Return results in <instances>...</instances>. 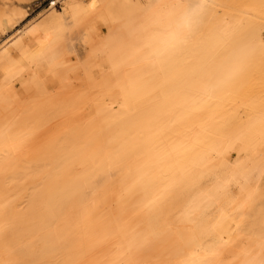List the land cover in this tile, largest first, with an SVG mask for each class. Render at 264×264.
<instances>
[{"label":"bare ground","instance_id":"obj_1","mask_svg":"<svg viewBox=\"0 0 264 264\" xmlns=\"http://www.w3.org/2000/svg\"><path fill=\"white\" fill-rule=\"evenodd\" d=\"M59 2V7L53 4L59 10L51 5L40 11L27 29L0 47V264L16 263L10 255L13 223L33 214L32 207L20 210L13 203L16 186L7 184L8 179L23 167L22 180L28 176L29 183L42 180V164L56 160L59 144L61 155L75 147L90 150L100 110L113 114L115 121L124 119L129 130L120 158L126 150L137 151L129 170L131 187L142 185L140 196H134V203L141 204L122 212L125 241L149 244L155 251L202 247L209 251V260L196 264H221L226 247L237 242L248 225L245 213L257 209L256 193L251 186L205 187L204 182L215 171L228 173L245 157L262 137L264 124L261 119L249 120L195 154L196 124L206 119L213 127L224 112L240 108L253 95V55L246 28L256 17H264V3L248 2L233 11L228 0ZM19 14L1 12L0 33L16 23ZM121 24L138 26L133 41L117 34ZM72 30L86 36L90 63L97 54H108L119 64L120 74L110 78L101 97L83 87L79 93L76 73L59 87L33 82L43 67L53 72L70 65ZM129 71L139 72L127 76L137 79L121 84L117 77ZM128 83L132 90L120 96L121 86ZM87 103L93 106V118L82 123L78 112ZM180 120L172 135L154 138ZM163 170L173 173L172 178L165 179ZM61 187L58 197L67 199L72 186ZM86 212L96 213V208L90 206ZM97 219L101 227L114 226L110 213ZM257 224L258 233L264 234V208ZM237 258L235 264H264V241L247 239Z\"/></svg>","mask_w":264,"mask_h":264},{"label":"rangeland","instance_id":"obj_2","mask_svg":"<svg viewBox=\"0 0 264 264\" xmlns=\"http://www.w3.org/2000/svg\"><path fill=\"white\" fill-rule=\"evenodd\" d=\"M228 1L231 7L228 8L233 11L248 2L264 3V0ZM50 8H48V2L44 0H0V13L5 10L20 13L16 16L17 22L7 26L5 33H0V47L5 41L10 44L16 36L14 33L27 29L28 24L38 18L40 11ZM55 9L59 10V8ZM118 27L117 34L121 35L126 42L136 38L138 26L134 28L133 25L129 27L121 24ZM246 30L249 32L248 35L250 34L249 46L252 47L250 50L253 55L251 83L254 93L250 100L240 108L224 112L213 127L207 123L206 119L196 124L199 134L196 138L195 154L207 150L222 136L238 130L249 120L261 119L264 124V17L253 19L252 24L247 25ZM103 36L105 37L104 30L100 33L101 40ZM85 37L82 30L69 32L70 65L65 66L66 69L57 68L53 72L43 67L37 71V78L33 82L53 84L59 87L63 80L70 82L76 73L79 93L85 90L86 93L101 97V90L112 80L110 78L120 74V67L115 57L108 54H97L94 57V64L90 63L89 48ZM98 44L99 41L96 42V45ZM65 70L69 75L64 79ZM135 74L138 75L139 72L129 71L123 77L121 75L117 78L121 84L125 81L133 82L137 79V77L132 78ZM130 75H132L131 78H129ZM131 87V83L122 85L119 95L124 96L127 91L132 90ZM17 88H21L20 84ZM90 105L92 104L87 103L78 112L79 115L82 114L80 116L82 123L93 118V106ZM112 117L113 114H107L103 110L98 112V127L91 134V141L95 140V142H91L90 145L93 146L90 150L75 147L69 150L67 155H61L62 145H57L59 158L47 159L42 164L43 181L29 183L30 176L27 180H22L19 176L23 173V167L17 170L18 176L8 179L7 184L16 186L11 197L13 203L17 204L20 210L32 207L33 212L29 218L13 223L10 235L13 238L12 252H10L12 254L10 255L16 258L15 264H123L124 262L130 264H196L200 260H209V251L202 247L194 250L176 246L177 250L175 247H170L164 251H155L149 244H139L131 239L125 241L124 231L121 230L123 227L122 212L125 208L132 209L140 206L141 203L138 201L134 203V196H140L142 185L139 183L131 187L129 164L135 161L137 151L126 150L127 153L120 158V155L125 152L126 143L123 138L126 141L125 137L129 130L124 125V119L121 121L116 118L117 121H115ZM182 120L173 123L163 132H158L154 138L160 140L172 135L174 129L181 125ZM62 137L64 138L65 134ZM98 159L101 161L100 164H97ZM228 170V173L213 172L205 180L204 186L217 187L225 183L235 184L236 189L251 186L255 190L258 205L254 211L245 213L248 225L242 231L239 240L226 247V260L224 259L221 264H235L239 248L245 244L247 239L258 243L264 241V234L258 233L257 224L259 211L264 208V131L260 140H256L252 149L246 152L245 157L240 158ZM162 176L165 179H171L173 173L163 170ZM68 183L72 188L66 191L65 198L67 199L58 197L57 188L61 190V184L67 185ZM90 206L96 208V213H85ZM108 213L112 215L114 226L101 227L97 218Z\"/></svg>","mask_w":264,"mask_h":264},{"label":"built area","instance_id":"obj_3","mask_svg":"<svg viewBox=\"0 0 264 264\" xmlns=\"http://www.w3.org/2000/svg\"><path fill=\"white\" fill-rule=\"evenodd\" d=\"M44 2H48V8L55 4V7H59L60 6V2L59 0H44Z\"/></svg>","mask_w":264,"mask_h":264}]
</instances>
